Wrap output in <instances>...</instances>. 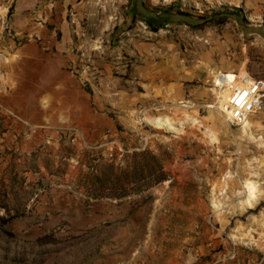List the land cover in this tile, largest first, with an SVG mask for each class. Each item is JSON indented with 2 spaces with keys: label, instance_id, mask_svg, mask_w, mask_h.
I'll return each instance as SVG.
<instances>
[{
  "label": "rangeland",
  "instance_id": "1",
  "mask_svg": "<svg viewBox=\"0 0 264 264\" xmlns=\"http://www.w3.org/2000/svg\"><path fill=\"white\" fill-rule=\"evenodd\" d=\"M76 3L56 35L66 43L35 42L7 61L0 264H264V112L232 126L221 107L231 85L264 79V25L152 30L134 16L136 6L211 16L225 5L215 0ZM143 150L163 180L96 195L95 175ZM44 234L58 242L37 243Z\"/></svg>",
  "mask_w": 264,
  "mask_h": 264
},
{
  "label": "trees",
  "instance_id": "2",
  "mask_svg": "<svg viewBox=\"0 0 264 264\" xmlns=\"http://www.w3.org/2000/svg\"><path fill=\"white\" fill-rule=\"evenodd\" d=\"M138 7L136 6L134 10V16L136 17L137 13L141 14L152 30L172 24L187 23L197 28L208 24L217 25L236 20L247 33L255 31V28L249 27L248 14L243 7L232 8L224 5L222 9L216 10L211 16L200 15L198 17L185 10L177 9L175 11L172 6H169L160 14L146 9L141 10ZM130 158L131 160L126 166L117 167L113 163L107 164L100 174L94 176L95 186L92 190L96 195L124 198L140 193L166 177L163 162L152 151L134 152ZM8 219L10 218L4 217V220ZM36 242L41 245L55 244L58 242V238L54 234H44L39 236Z\"/></svg>",
  "mask_w": 264,
  "mask_h": 264
},
{
  "label": "crops",
  "instance_id": "3",
  "mask_svg": "<svg viewBox=\"0 0 264 264\" xmlns=\"http://www.w3.org/2000/svg\"><path fill=\"white\" fill-rule=\"evenodd\" d=\"M215 1L232 8L243 7L249 13L247 17L264 25V0ZM75 3L80 5L82 0H0V44L8 53V61L35 42L49 47L66 43L68 37L59 41L56 35L68 29V8ZM23 41L26 42L22 44ZM4 67L8 70L7 63Z\"/></svg>",
  "mask_w": 264,
  "mask_h": 264
},
{
  "label": "built area",
  "instance_id": "4",
  "mask_svg": "<svg viewBox=\"0 0 264 264\" xmlns=\"http://www.w3.org/2000/svg\"><path fill=\"white\" fill-rule=\"evenodd\" d=\"M6 28H10L7 23ZM7 61L8 53L0 44V87L7 77L4 67ZM248 77L249 79L244 84L231 85L227 99L221 105L227 122L232 126L242 125L252 114L264 112V79L250 74ZM216 86L220 89L226 87L222 83L218 84L217 81Z\"/></svg>",
  "mask_w": 264,
  "mask_h": 264
},
{
  "label": "bare ground",
  "instance_id": "5",
  "mask_svg": "<svg viewBox=\"0 0 264 264\" xmlns=\"http://www.w3.org/2000/svg\"><path fill=\"white\" fill-rule=\"evenodd\" d=\"M217 83H218V81H217ZM169 120H170V118L168 116H159V117H157L156 121L159 125L169 126L171 124Z\"/></svg>",
  "mask_w": 264,
  "mask_h": 264
},
{
  "label": "water",
  "instance_id": "6",
  "mask_svg": "<svg viewBox=\"0 0 264 264\" xmlns=\"http://www.w3.org/2000/svg\"><path fill=\"white\" fill-rule=\"evenodd\" d=\"M164 114H166V112H163Z\"/></svg>",
  "mask_w": 264,
  "mask_h": 264
}]
</instances>
